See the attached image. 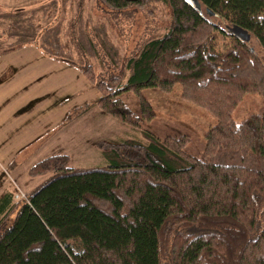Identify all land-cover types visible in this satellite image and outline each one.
<instances>
[{"label": "trees", "instance_id": "16d2710c", "mask_svg": "<svg viewBox=\"0 0 264 264\" xmlns=\"http://www.w3.org/2000/svg\"><path fill=\"white\" fill-rule=\"evenodd\" d=\"M101 1L116 10L144 5ZM163 1L171 25L126 60L125 82L97 81L91 65H79L98 95L76 116L97 106L142 129L145 141L97 142L104 165L73 167L61 153L32 164L28 174L46 180L18 200L0 196V264H264V113L232 117L245 94L264 97V63L226 30L238 25L264 47V0H198L201 11ZM30 29L18 41L33 40ZM175 84L217 119L200 156L185 151L188 134L143 130L155 111L141 89ZM125 92L137 93V111Z\"/></svg>", "mask_w": 264, "mask_h": 264}, {"label": "rangeland", "instance_id": "374dc122", "mask_svg": "<svg viewBox=\"0 0 264 264\" xmlns=\"http://www.w3.org/2000/svg\"><path fill=\"white\" fill-rule=\"evenodd\" d=\"M209 18L225 26L219 17ZM170 25L171 9L163 0H144L143 6L117 10L101 0H0V89L9 93L0 107L8 103L10 114L0 128V196L11 192L18 200L44 182L48 174L31 176L28 169L49 155L68 154L70 166L91 167L106 164L99 141H145L142 129L97 106L76 116L98 95L79 65H91L97 81L125 82L126 60ZM30 27L37 29L34 39L18 41L20 34L29 36ZM248 45L264 63V47L254 36ZM180 92L179 84L170 91L141 89L155 111L143 130L159 138L188 134L185 151L200 156L204 133L217 119ZM122 98L138 110L137 93L125 92ZM256 112L264 113V97L250 92L232 117L240 122ZM217 261L223 262L219 257Z\"/></svg>", "mask_w": 264, "mask_h": 264}, {"label": "water", "instance_id": "95a60500", "mask_svg": "<svg viewBox=\"0 0 264 264\" xmlns=\"http://www.w3.org/2000/svg\"><path fill=\"white\" fill-rule=\"evenodd\" d=\"M186 1L191 7L201 11V5L198 0H186ZM207 12L209 15H212V12L210 10L207 9ZM226 30L239 41L248 42L250 40L251 37L250 33L246 29L238 25L235 24L226 25Z\"/></svg>", "mask_w": 264, "mask_h": 264}, {"label": "crops", "instance_id": "0c3cea01", "mask_svg": "<svg viewBox=\"0 0 264 264\" xmlns=\"http://www.w3.org/2000/svg\"><path fill=\"white\" fill-rule=\"evenodd\" d=\"M8 94L9 93H8L7 89H5L3 87L0 89V104H2L3 101L7 99V97L9 96ZM8 106H9L8 103H5L3 106L0 107V110H1V113H2V115H0V128L5 127L4 126L5 122L7 121L8 117L10 115L9 113H7V111L9 110ZM12 122L13 121H11V123ZM1 135H2V133H1V130H0V136Z\"/></svg>", "mask_w": 264, "mask_h": 264}]
</instances>
